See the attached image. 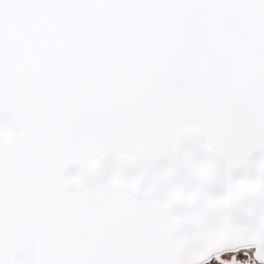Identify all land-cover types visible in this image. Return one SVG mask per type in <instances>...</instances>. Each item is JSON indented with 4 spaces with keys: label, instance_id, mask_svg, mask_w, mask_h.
I'll list each match as a JSON object with an SVG mask.
<instances>
[{
    "label": "snow or ice",
    "instance_id": "6c2138e0",
    "mask_svg": "<svg viewBox=\"0 0 264 264\" xmlns=\"http://www.w3.org/2000/svg\"><path fill=\"white\" fill-rule=\"evenodd\" d=\"M0 264H264V0H0Z\"/></svg>",
    "mask_w": 264,
    "mask_h": 264
}]
</instances>
